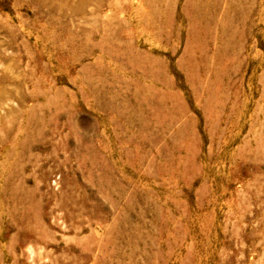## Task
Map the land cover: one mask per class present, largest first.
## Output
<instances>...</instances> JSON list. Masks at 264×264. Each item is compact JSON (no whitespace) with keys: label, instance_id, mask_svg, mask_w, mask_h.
<instances>
[{"label":"rangeland","instance_id":"obj_1","mask_svg":"<svg viewBox=\"0 0 264 264\" xmlns=\"http://www.w3.org/2000/svg\"><path fill=\"white\" fill-rule=\"evenodd\" d=\"M0 264H264V0H0Z\"/></svg>","mask_w":264,"mask_h":264},{"label":"bare ground","instance_id":"obj_2","mask_svg":"<svg viewBox=\"0 0 264 264\" xmlns=\"http://www.w3.org/2000/svg\"><path fill=\"white\" fill-rule=\"evenodd\" d=\"M82 2V1H81ZM68 4V3H67ZM81 4V3H80Z\"/></svg>","mask_w":264,"mask_h":264}]
</instances>
